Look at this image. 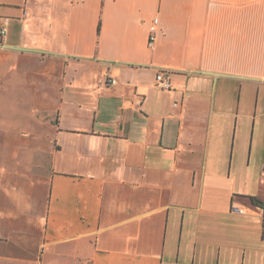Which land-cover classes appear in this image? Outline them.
I'll list each match as a JSON object with an SVG mask.
<instances>
[{
	"label": "crops",
	"instance_id": "obj_1",
	"mask_svg": "<svg viewBox=\"0 0 264 264\" xmlns=\"http://www.w3.org/2000/svg\"><path fill=\"white\" fill-rule=\"evenodd\" d=\"M249 198L264 0H0V264H264Z\"/></svg>",
	"mask_w": 264,
	"mask_h": 264
},
{
	"label": "built area",
	"instance_id": "obj_2",
	"mask_svg": "<svg viewBox=\"0 0 264 264\" xmlns=\"http://www.w3.org/2000/svg\"><path fill=\"white\" fill-rule=\"evenodd\" d=\"M156 24H157V20H154L153 26L151 27V31H150L149 45H151L155 39ZM115 83H116L115 79H113L111 77H108L105 81L106 86L114 85ZM156 83H157V86L161 89H165V90L169 89V83H168L167 79L164 77V75L162 74V72H159L157 74ZM234 210L237 211V210H239V208L235 207Z\"/></svg>",
	"mask_w": 264,
	"mask_h": 264
},
{
	"label": "trees",
	"instance_id": "obj_3",
	"mask_svg": "<svg viewBox=\"0 0 264 264\" xmlns=\"http://www.w3.org/2000/svg\"><path fill=\"white\" fill-rule=\"evenodd\" d=\"M249 200H250V202H251L253 205H255V206H257V207H260V208H262V209L264 210V202L258 201V200L255 199V198H249Z\"/></svg>",
	"mask_w": 264,
	"mask_h": 264
}]
</instances>
